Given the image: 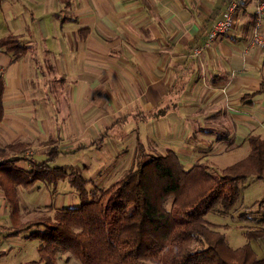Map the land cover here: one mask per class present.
Masks as SVG:
<instances>
[{"label": "crops", "instance_id": "1", "mask_svg": "<svg viewBox=\"0 0 264 264\" xmlns=\"http://www.w3.org/2000/svg\"><path fill=\"white\" fill-rule=\"evenodd\" d=\"M230 1L2 0L0 12L8 27L0 28V38L17 34L29 47L17 59L0 47L5 82L0 148L10 152L9 143L22 144L28 157L19 155L16 164L30 167L31 161L46 158L45 143L59 135L65 153L51 164L75 165L89 177L101 175L98 183L113 181L118 176L111 178L112 172L121 174L124 162L133 161L137 132L147 147L176 151L186 167L198 160L220 171L245 157L246 136L264 137V93L247 96L261 87L264 49L242 53L255 0H236L242 26L219 36L201 56L192 53ZM170 97H177V107L161 117L127 121ZM73 148L77 151L67 152ZM106 162L113 167L108 169ZM1 183L3 250L24 243L10 239L2 228L11 220ZM16 189L33 205L26 206L22 198L23 213L74 202L73 188L60 193V183L54 187L38 180ZM4 261L1 257L0 264H8Z\"/></svg>", "mask_w": 264, "mask_h": 264}, {"label": "trees", "instance_id": "2", "mask_svg": "<svg viewBox=\"0 0 264 264\" xmlns=\"http://www.w3.org/2000/svg\"><path fill=\"white\" fill-rule=\"evenodd\" d=\"M0 47L13 52L17 59L29 46L11 33L0 38ZM4 83L0 73V121ZM173 92L179 94L177 89ZM258 92L264 93V77L260 89L247 96ZM177 102V97H170L169 102L150 112L130 115L127 121L157 119L175 109ZM60 139L59 135L48 139L46 158L31 162L30 167L17 165L19 158L0 148V183H4L11 220L2 228L8 235L26 232V237L39 241L38 258L16 264H56L61 255L67 259L75 256L82 264H264V257L257 255L250 242L231 247L221 231L222 224L208 217L215 207L221 213L235 210L249 177L264 181V137L260 134H248V154L218 171L198 160L186 167L176 151L161 153L149 148L137 132L132 164L109 183H98L101 175L86 176L75 165L51 164L65 153ZM101 142L77 149L94 143L100 146ZM6 147L15 152L24 148L16 142ZM63 179L73 188L77 202L59 208L45 206L46 214L20 219L23 212L16 185L28 188L40 180L56 187ZM257 204L239 210L236 217L248 225L244 232L249 240L264 237V209L252 214ZM263 204L264 196L259 206ZM5 253L0 250V258Z\"/></svg>", "mask_w": 264, "mask_h": 264}, {"label": "rangeland", "instance_id": "3", "mask_svg": "<svg viewBox=\"0 0 264 264\" xmlns=\"http://www.w3.org/2000/svg\"><path fill=\"white\" fill-rule=\"evenodd\" d=\"M252 25L253 24L251 23V26ZM241 26H242V17L240 16V14H236V20H235L234 28H240ZM251 26H249V30L247 27V29L244 32V41H243L244 46L242 49V51H243L242 53L244 56L251 55L252 52L256 49H264V47H257V48H252V49L247 50L246 45H247V40L249 38ZM7 27H8V23L4 20L2 14L0 12V28H7ZM262 28L264 31V23L262 25ZM20 40H21V38H20ZM215 40H213V41H215ZM205 41H206V39L202 42V44ZM213 41L211 42V44L213 43ZM21 42L23 43L22 40H21ZM211 44L209 46H207L205 49L210 47ZM200 45L195 46V48H198ZM195 48H193L192 53H194ZM245 48H246L247 52H245ZM202 53H203V51H202ZM202 53L198 56H201ZM195 56H197V55H195ZM262 131L264 132V128L262 129ZM45 145H46V149H47L48 143L46 142ZM61 145L62 144L60 143V148H61ZM149 148H151V147H149ZM23 149L21 151H19L17 154L15 153V151H12V150H10V152L7 151V153L10 154V156H12V157L15 156L16 158H19L15 161V163H16L17 161L20 162L19 161L20 160L19 155L20 156L24 155L23 157L27 156L26 152ZM31 162H33V161H31ZM132 162L133 161L128 160V161L124 162L122 167L125 168V167L129 166L130 164H132ZM208 163H210V162H208ZM106 164H108V169L113 167L111 162H106ZM93 168H97V164H95L93 166ZM119 175L120 174H118V172H116V173L112 172L110 177L114 178V177L119 176ZM107 181L110 182L111 180L109 181V179H108ZM63 182H65L64 184H66V188H64V190L61 189ZM59 183H60V189H59L60 193H63V192L68 193V191L70 189V185H69L68 181L66 179H63V180H60ZM244 185H245V187H242V189H241V197H240L238 203L236 204L235 210L233 209V210L229 211V213L225 212V211L221 213L220 208L215 207L214 209L209 211L208 217L210 220H212L216 223L222 224L221 231L225 232L226 237H227L226 238L227 242L231 247L235 248V247L244 245L247 242H250L252 248L257 253V255L260 257H264V237L249 240L248 236L244 232L246 226H248V225L241 224L240 220H238L236 218L238 216L239 210H242L243 208H245V210H246L247 209L246 207L252 206V204H254L255 202H258V204L255 205L254 207H252V209L254 211L255 210H257V211L253 212L252 214L258 215L260 210L264 209V204L262 207L259 206V201L262 200V198L264 196V181L260 180V179H256L254 177H249L244 182ZM59 196L57 197V199L59 198ZM19 198H20V203H22V201H23L22 198H24V197L19 196ZM73 198H74V202H77V199L74 195H73ZM24 199L26 200V203H27L26 206H28L31 199L29 198V196H27ZM29 205L33 206L31 203ZM200 205L202 206V204H200ZM21 206H22V204H21ZM46 213H47V211L45 209V206L35 207V209L32 210V212L30 211V212L23 213L21 216L22 218H20V219L22 221H25L26 219H34V218H36L40 215H44ZM250 226L251 225H249V227ZM15 236L16 235L12 236L10 239L19 240L21 242L23 241L24 245L23 246H15L12 248L9 245H5L3 250H6V253L2 257V260H5L4 262H7L8 264H16V263H20V262H26L29 260L37 259L39 256L38 250H37V246H38L39 241L37 239H31V238L26 237V232H23V233L17 235L16 237ZM56 264H82V263L75 256L70 255L69 259H67L66 255H61L58 258Z\"/></svg>", "mask_w": 264, "mask_h": 264}, {"label": "built area", "instance_id": "4", "mask_svg": "<svg viewBox=\"0 0 264 264\" xmlns=\"http://www.w3.org/2000/svg\"><path fill=\"white\" fill-rule=\"evenodd\" d=\"M238 2L231 0L223 12V16L217 20L208 32L206 41L198 48L194 49V55H200L207 46L217 37L229 33L234 29ZM264 0H255V23L250 28L249 38L247 40V50L257 47H264ZM245 48V52H247Z\"/></svg>", "mask_w": 264, "mask_h": 264}]
</instances>
